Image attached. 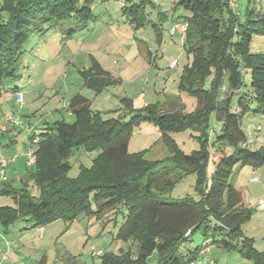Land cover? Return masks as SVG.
Returning a JSON list of instances; mask_svg holds the SVG:
<instances>
[{
	"label": "trees",
	"instance_id": "obj_1",
	"mask_svg": "<svg viewBox=\"0 0 264 264\" xmlns=\"http://www.w3.org/2000/svg\"><path fill=\"white\" fill-rule=\"evenodd\" d=\"M95 2L3 0L0 87L6 80L19 79L25 45L33 34L68 23L67 35L72 36L76 28L95 19ZM132 5L125 4L123 9ZM177 7L189 13L184 47L193 55L180 76L179 88L198 96L196 111L167 113L159 102L136 108L132 98L123 97L124 110L132 115L125 121L122 115L104 118L101 111L92 109L90 98L75 94L68 104L76 118L73 123L60 120L43 126L39 133L33 129L30 135L39 137L36 163L28 167L39 195L34 197L26 186L1 185L5 187H0V194H11L15 202L14 206H0V223L6 231L19 219L43 227L57 219L73 221L81 214L101 218L124 203L128 212L117 237L131 241L135 253H101L103 264H150L153 258L154 264H187L199 256L207 239L214 247L237 249L244 259L264 264V250L259 251L243 233L244 224L252 218L244 202L245 189L232 181L239 165H264V148L250 149L242 128L246 111L264 114V53L250 51L253 36H264V11L249 6L245 21L240 22L229 0H179ZM90 59V67L82 70L87 86L102 92L117 82L93 54ZM247 71L251 72V92L244 91ZM210 76L211 86L206 88ZM224 82L226 97L221 93ZM13 89L18 91V87ZM236 95L238 109L233 112L231 101ZM212 111L223 123L214 141L209 124ZM144 121L160 129L168 158L150 160L145 151L130 152L134 128ZM191 128L200 131V148L186 154L171 133ZM226 145L231 146V154ZM80 147L100 152L91 166L82 165L79 174L71 177L69 159ZM192 174L196 195L169 199L167 194L177 182ZM198 230H202L203 240L187 252L182 250Z\"/></svg>",
	"mask_w": 264,
	"mask_h": 264
},
{
	"label": "rangeland",
	"instance_id": "obj_2",
	"mask_svg": "<svg viewBox=\"0 0 264 264\" xmlns=\"http://www.w3.org/2000/svg\"><path fill=\"white\" fill-rule=\"evenodd\" d=\"M134 1L137 3L133 4ZM175 1L174 7H177L179 0H96L93 6L95 19L84 27L76 28L72 36L67 35L69 24L64 23L30 37L18 69L19 79L6 80L0 87V124L6 123L8 117L14 114L22 121L21 126L9 127L7 132L0 131V150L7 159L16 158L20 162L19 173L7 166L5 175L8 180L2 179L0 165V187L4 188L1 185L8 183L14 187L26 186L34 197L39 195V189L26 168V157L32 143L27 128L32 127L39 133L43 126L53 125L60 120L73 123L76 118L68 109V104L77 93L90 98L92 109L101 111L104 118L122 115L125 121H129L132 115L124 110L123 97L132 98L135 107L141 108L156 102L162 104L168 95H173L181 106L178 104L174 108L176 110L165 106V112L196 111L198 96L179 88V71L192 62L193 55L188 54L184 47V35L177 33L172 36L169 33L173 14L178 16V12H173L172 8ZM2 2L0 0V5ZM124 3L133 5L124 10L121 8ZM236 4L239 5L240 22L245 21L249 6L264 11V0H251V4L249 0H237ZM226 15L227 11L224 13ZM149 47L152 58L144 54ZM91 54L117 80L102 92L87 86L82 73L91 65ZM173 58L179 60L177 70L166 66L167 59ZM212 78L206 79V88L211 86ZM245 80L244 91L251 92L250 71L245 74ZM14 87H18L17 92ZM227 91L228 86L224 82L222 97H226ZM20 93L24 97L23 103L15 100ZM237 109L236 95L231 101V110L236 112ZM209 124L210 138L214 141L223 126L216 119L214 111L210 114ZM242 128L247 134V145L255 149L264 148L263 113L246 111L242 116ZM171 135L186 154L200 148L197 138L200 131L197 129ZM129 150L145 151V157L150 160H163L170 156L161 139L160 129L148 121L134 128ZM226 150L231 154V146L226 145ZM99 152L75 148L69 159V176L76 177L82 165L91 166ZM194 181L193 174L183 176L167 197L178 199L186 195L195 196ZM232 181L236 187L245 189L244 202L252 211V218L244 224L243 233L253 239L259 251H263L264 207L260 202H264V165H239ZM4 205H15L11 194H0V206ZM127 212L128 207L121 203L115 211H109L101 218L81 214L73 221L57 219L45 225L43 232H38V227H34L30 219L17 220L7 231L0 223V248L3 251L9 249V260L3 264H103L101 253H135V245L131 241L117 237ZM202 240V230H198L191 241L182 246V250L187 252L188 248L195 247ZM7 242L10 243L9 247L6 246ZM212 256L215 264H253V261L244 259L237 249L213 247ZM154 263L153 258L150 264Z\"/></svg>",
	"mask_w": 264,
	"mask_h": 264
},
{
	"label": "built area",
	"instance_id": "obj_3",
	"mask_svg": "<svg viewBox=\"0 0 264 264\" xmlns=\"http://www.w3.org/2000/svg\"><path fill=\"white\" fill-rule=\"evenodd\" d=\"M237 0H229V4L232 8H234L237 4H236ZM188 23L187 22H181L176 24L171 32L175 33L178 28L185 33L186 29H187ZM177 58L173 59L170 63V66L173 67L177 64ZM17 102L19 103H23L24 102V97L23 95L20 93L17 95ZM21 119L20 117H16V115L14 114L13 116L8 117L7 122L4 124H0V131L2 132H6L8 131L9 127H16V126H21ZM32 127L27 128V132L29 133V135L32 134L33 132ZM32 139V143L28 149V153H27V163L28 165H34L36 163V149H37V144L39 142V137L35 136V137H31ZM35 145V146H34ZM11 160L7 159L5 157V155L3 154V152L0 150V165L2 167L1 169V174H2V179L3 180H7V176L5 175L6 171L5 169L7 168L9 162ZM260 204L264 207V202L261 201ZM189 234V232L187 233V235ZM214 247V245L211 243V241L209 239L205 240L202 244L201 250L199 252V256L193 260L191 262V264H215V260L212 257V248ZM98 254H100L101 252H97Z\"/></svg>",
	"mask_w": 264,
	"mask_h": 264
},
{
	"label": "crops",
	"instance_id": "obj_4",
	"mask_svg": "<svg viewBox=\"0 0 264 264\" xmlns=\"http://www.w3.org/2000/svg\"><path fill=\"white\" fill-rule=\"evenodd\" d=\"M140 2V1H139ZM134 3H137V2H135L134 1ZM125 5V3L124 4H121V8H123V6ZM176 5V1H175V3H174V5H173V7L172 8H174L173 9V12H178V16L177 15H175V14H173V16H172V18H171V26H170V28H169V33L172 35V36H174V35H176L177 33H179L180 35H184V33L178 28V30L175 32V33H172L171 32V30H172V28L176 25V24H178V23H181V22H185V16H187V15H189V13L188 12H186L185 10H181L179 7H174ZM238 4L234 7L235 9V11H237V8H238ZM161 7H164V6H161ZM262 10V9H261ZM180 12V13H179ZM238 12V11H237ZM238 14H239V12H238ZM182 39L184 40V38L182 37ZM151 49H150V47H149V51L147 52V51H145V55H151V58H152V51H150ZM250 51L252 52V53H264V36H260V35H254L253 36V40H252V43H251V46H250ZM163 54H164V52H163ZM95 56V55H94ZM96 57V56H95ZM97 58V57H96ZM98 59V58H97ZM173 59H175V58H173ZM173 59H167V67H169L170 69H172V70H177L178 68H179V60L177 61V64L175 65V66H173V67H171L170 66V63H171V61L173 60ZM99 60V59H98ZM100 62V61H99ZM101 63V62H100ZM102 64V63H101ZM154 65L155 64H157L156 62H154L153 63ZM187 65V64H186ZM185 65V66H186ZM103 66V65H102ZM155 66H157V65H155ZM184 66V67H185ZM106 70H108V71H110L109 69H106ZM111 72V71H110ZM180 74H182L181 72H183V69H181L180 71ZM112 74V73H111ZM113 75V74H112ZM169 96V95H168ZM167 96V98L163 101V103H162V108L164 109L165 108V106H167L168 108H170L171 110H176V109H174L176 106H178V104L180 105V103L177 101L178 99L176 98V97H174L173 95L171 96L170 95V97H168ZM15 100L17 101V98H16V96H15ZM181 106V105H180ZM72 114V113H71ZM7 132V131H6ZM247 145V144H246ZM250 149H255V148H252L251 146H249V145H247ZM26 159H27V157H26ZM18 160V159H17ZM16 160V158H12L11 159V161L9 162V164H8V167H11V169H13V170H16V173H19L20 172V168H19V163L20 162H18ZM17 161V162H16ZM15 163H17V167L15 168ZM28 167H29V165H28V163H27V160H26V168H27V170H28ZM15 168V169H14ZM45 229H44V226L43 227H38V232H43ZM6 246H10V243L9 242H7L6 243ZM2 250V248H0V252H1V254H0V264H3L5 261H8L9 260V249H7V250H5V251H3ZM42 264H45V263H42Z\"/></svg>",
	"mask_w": 264,
	"mask_h": 264
}]
</instances>
